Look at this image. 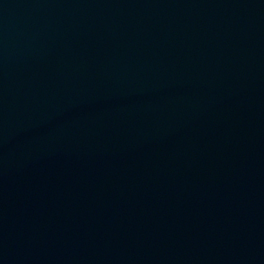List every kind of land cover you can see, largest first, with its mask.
I'll list each match as a JSON object with an SVG mask.
<instances>
[{
    "label": "water",
    "instance_id": "obj_1",
    "mask_svg": "<svg viewBox=\"0 0 264 264\" xmlns=\"http://www.w3.org/2000/svg\"><path fill=\"white\" fill-rule=\"evenodd\" d=\"M0 264H264V0H0Z\"/></svg>",
    "mask_w": 264,
    "mask_h": 264
}]
</instances>
